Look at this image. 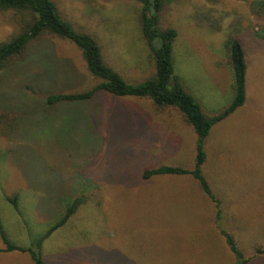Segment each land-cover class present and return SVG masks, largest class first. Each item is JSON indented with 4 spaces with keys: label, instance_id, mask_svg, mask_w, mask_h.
<instances>
[{
    "label": "rangeland",
    "instance_id": "1",
    "mask_svg": "<svg viewBox=\"0 0 264 264\" xmlns=\"http://www.w3.org/2000/svg\"><path fill=\"white\" fill-rule=\"evenodd\" d=\"M51 1L75 31L94 38L125 82L154 75L135 0ZM160 12L159 28L177 32L174 75L208 118L234 96L225 43L233 36L242 44L246 100L212 127L203 172L222 229L246 264H264V0H173ZM22 25L18 14L1 12L0 44ZM98 82L73 44L46 36L0 69V221L7 238L31 247L84 197L43 241L45 264H234L215 204L191 177L141 179L144 169L159 166L192 169L196 136L182 113L102 91L84 102L46 104L51 95ZM0 264L32 262L11 252L0 254Z\"/></svg>",
    "mask_w": 264,
    "mask_h": 264
},
{
    "label": "trees",
    "instance_id": "2",
    "mask_svg": "<svg viewBox=\"0 0 264 264\" xmlns=\"http://www.w3.org/2000/svg\"><path fill=\"white\" fill-rule=\"evenodd\" d=\"M139 4V24L142 37L149 50L153 63L154 75L141 83L129 84L104 61L100 47L89 34L77 32L58 12L51 0H0V13L12 11L22 17L23 25L18 34L0 44V69L19 62L30 44L46 36L65 40L73 44L81 53L88 72L99 82L96 86L81 93L51 95L46 104L53 106L58 102H84L99 91L114 97H133L147 99L156 108H173L183 114L196 136L195 156L192 169L174 166H159L144 169L141 179L147 181L157 176H189L199 186L202 193L215 204V220L219 233L225 239L228 249L235 258L234 264H246L231 234L222 229L220 205L214 197L209 182L203 172L206 163L204 144L211 128L228 118L243 106L246 100L247 65L245 52L237 38L229 36L225 43L228 67L232 72L234 96L229 106L217 116L208 118L200 110L193 98L185 92L178 78L174 75L172 46L177 37L173 28H159L162 8L173 0H135ZM235 28V27H233ZM232 30V29H231ZM3 122L0 118V123ZM15 198V197H14ZM15 201V200H14ZM85 202L84 197H76L66 208L58 222L31 247L20 248L7 238L0 221V239L4 249L0 252H19L27 254L32 264H45L42 254L43 241L55 230L65 225ZM15 205V203H14ZM259 252V251H258ZM260 253V252H259Z\"/></svg>",
    "mask_w": 264,
    "mask_h": 264
},
{
    "label": "crops",
    "instance_id": "3",
    "mask_svg": "<svg viewBox=\"0 0 264 264\" xmlns=\"http://www.w3.org/2000/svg\"><path fill=\"white\" fill-rule=\"evenodd\" d=\"M171 109H173V108H171ZM177 112H179V111H177ZM178 115H181V114L179 113ZM165 117H167V116H165ZM211 129H212V128H211ZM206 155H207V153H206ZM3 249H4V247H1V248H0V251L3 250ZM10 253H11V252H0V254H2V255H3V254H10ZM20 254H23V253H20ZM26 255H27V254H26Z\"/></svg>",
    "mask_w": 264,
    "mask_h": 264
}]
</instances>
